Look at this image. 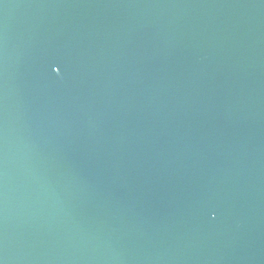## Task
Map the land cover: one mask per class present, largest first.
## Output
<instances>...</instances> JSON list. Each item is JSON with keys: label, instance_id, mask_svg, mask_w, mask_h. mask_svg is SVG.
<instances>
[{"label": "water", "instance_id": "obj_1", "mask_svg": "<svg viewBox=\"0 0 264 264\" xmlns=\"http://www.w3.org/2000/svg\"><path fill=\"white\" fill-rule=\"evenodd\" d=\"M0 264H264V0H0Z\"/></svg>", "mask_w": 264, "mask_h": 264}, {"label": "snow or ice", "instance_id": "obj_2", "mask_svg": "<svg viewBox=\"0 0 264 264\" xmlns=\"http://www.w3.org/2000/svg\"><path fill=\"white\" fill-rule=\"evenodd\" d=\"M60 70L59 69H57V72H59Z\"/></svg>", "mask_w": 264, "mask_h": 264}]
</instances>
